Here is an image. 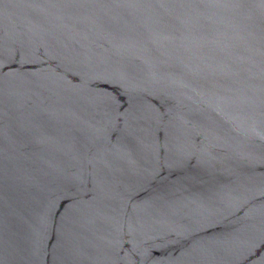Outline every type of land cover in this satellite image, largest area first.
<instances>
[{"label": "water", "instance_id": "obj_1", "mask_svg": "<svg viewBox=\"0 0 264 264\" xmlns=\"http://www.w3.org/2000/svg\"><path fill=\"white\" fill-rule=\"evenodd\" d=\"M0 264H264V0H0Z\"/></svg>", "mask_w": 264, "mask_h": 264}]
</instances>
